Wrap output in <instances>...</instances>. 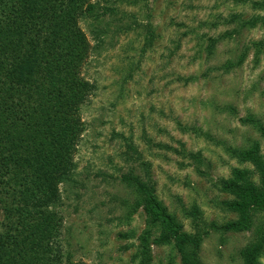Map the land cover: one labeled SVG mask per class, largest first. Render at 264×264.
<instances>
[{
  "label": "rangeland",
  "instance_id": "rangeland-1",
  "mask_svg": "<svg viewBox=\"0 0 264 264\" xmlns=\"http://www.w3.org/2000/svg\"><path fill=\"white\" fill-rule=\"evenodd\" d=\"M253 1L89 0L135 20L136 26L94 50L90 21L78 23L92 49L80 77L93 85V92L79 111L82 128L71 159L75 178L84 185L76 191L82 198L74 203L69 195L61 214V248L72 262L181 264L171 243L153 242L160 230L147 223L141 206L132 211L134 196L116 179L122 141L113 134H123L149 164L156 199L185 233L202 238L200 263L242 264L239 251L253 240L256 226L264 229V211L252 215L248 231H219L236 218L221 205L233 197L219 189V182L234 179L237 171L243 181L261 186L260 170L229 151L256 141L264 165L263 139L239 121L250 114L264 125V47L256 65L249 53L228 74L217 68L250 42L264 40V31L243 28L231 40L218 42L210 56L205 46L208 37L231 28L223 23L229 14L244 20L264 16V10L250 8ZM145 24L154 34L149 45ZM224 104L234 112L221 113ZM144 232L147 249L141 257L138 236ZM256 264H264V245Z\"/></svg>",
  "mask_w": 264,
  "mask_h": 264
},
{
  "label": "trees",
  "instance_id": "trees-1",
  "mask_svg": "<svg viewBox=\"0 0 264 264\" xmlns=\"http://www.w3.org/2000/svg\"><path fill=\"white\" fill-rule=\"evenodd\" d=\"M250 8L264 10V0L250 2ZM116 14L114 9L100 8L89 0H0V264H77L62 252L60 234L67 197L73 195L70 201L74 203L82 198L76 191L84 185L75 178L71 159L82 128L79 111L93 92V85L80 77L92 49L78 23L90 21L93 49L102 50L106 39L112 41L136 26L135 20ZM223 23L231 28L207 38L208 56L218 42L231 40L243 28L260 26L264 31V16L259 14L244 20L233 13ZM142 29L149 45L153 31L148 24ZM263 47L264 40L250 42L217 69L228 74L239 68L249 53L256 65ZM219 111L233 113L234 109L224 104ZM239 121L251 125L264 141V125L254 116L246 114ZM113 135L122 141L118 154L121 174L116 179L133 194L132 211L141 206L147 223L160 230L153 242L171 243L181 264H201L198 250L202 238L185 233L156 199L149 164L141 159L130 138ZM258 147L253 141L246 148L229 151L260 170L261 186L243 181L237 171L234 179L219 182V189L233 197L221 205L236 214L234 220L217 228L221 232L248 231L252 215L264 211V165ZM146 234L138 236L141 257L147 249ZM253 237L239 251L242 264H256L262 252L264 229L260 225L253 230Z\"/></svg>",
  "mask_w": 264,
  "mask_h": 264
}]
</instances>
